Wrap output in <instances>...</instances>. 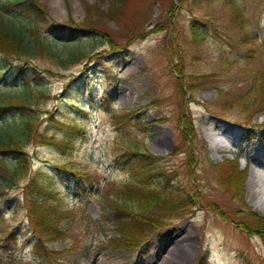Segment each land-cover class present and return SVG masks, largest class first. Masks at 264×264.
<instances>
[{
  "label": "rangeland",
  "instance_id": "obj_1",
  "mask_svg": "<svg viewBox=\"0 0 264 264\" xmlns=\"http://www.w3.org/2000/svg\"><path fill=\"white\" fill-rule=\"evenodd\" d=\"M36 1L40 31L53 35V54L34 56L27 67L0 55V102L22 97L27 104L0 119V138L21 139L30 157L25 173H9L15 176L10 187L0 182V264H264V238L241 226L247 213L264 216L251 202L256 167L246 157L248 147L264 146V96L256 106L232 102L254 80L248 69L262 70L258 47L250 50L245 39L264 43V0ZM1 6L13 21L7 25L28 35L21 26L27 20ZM70 22L90 28L71 38L52 33L53 24ZM17 65L25 67L29 86L12 78ZM125 110L132 115L122 127L111 115ZM182 110L192 119L193 144L181 137ZM29 118L35 130L26 141L22 122ZM210 123L236 127V143L214 146ZM133 145L169 170L174 195L191 202L167 215L138 248L114 249L107 201L135 208L124 197L128 177L118 163ZM7 160L10 169L17 161ZM226 164H236L243 177L234 193ZM38 172L69 211L64 238L40 246L35 237L28 240L24 192Z\"/></svg>",
  "mask_w": 264,
  "mask_h": 264
},
{
  "label": "trees",
  "instance_id": "obj_2",
  "mask_svg": "<svg viewBox=\"0 0 264 264\" xmlns=\"http://www.w3.org/2000/svg\"><path fill=\"white\" fill-rule=\"evenodd\" d=\"M0 4L4 10L15 11L18 15L24 17L27 20V24L21 26L29 32L28 35H25L21 30L8 26L5 20L13 21L9 19L5 12L3 13L0 10V55L2 58L6 60L7 58L16 59L23 62L27 67L31 65L32 57L37 55L50 56L53 54L51 50L53 35H44L38 26V18L42 14V9L36 0H0ZM194 25V22H192L191 32L194 36L193 38L197 35ZM89 28L78 26L73 22L63 25L53 24L52 33L55 35L63 34L66 38H71V36L80 34ZM248 37L252 41L245 39V44L250 50L252 47H258L262 70L252 71L247 68L248 74L251 77L253 76L254 80L248 88L240 89L234 94V101L232 100V102L242 104L246 103L247 100H252L256 106V104L263 101L261 99V101L256 102V99L264 96V43H260L254 36L249 35ZM109 45V47L113 48L116 46L111 41H109ZM9 64L12 63L9 62ZM14 69L12 78H16V76L22 77L23 83L29 86L30 83L26 77L25 67L17 65ZM3 74L4 69H1L0 76H3ZM202 76L204 78L210 77L209 74ZM40 96L45 98L47 95L44 92H40ZM26 106L25 98H2L0 102V119L12 108ZM131 115V111L125 110L121 114H112L111 118L115 124L123 125L122 127H124V125H130L128 122ZM179 122L182 139L185 143L193 144L195 130L192 119L186 111H181ZM59 124L66 127L63 123ZM34 126L35 124L31 118L22 122L24 140L29 141L32 139L35 130ZM73 130L79 131L75 126ZM52 139V137H48L42 143H49ZM133 146L132 151H130V146H128L127 151L118 157V163L124 168L128 177L127 183L124 185V197L128 201L131 200L135 204V208L131 209L124 202L113 199L107 201L111 209L112 224L117 231V234L108 243L109 247L114 249L138 248L154 230L164 226L167 215L182 209L191 202L189 200L191 197L189 196L181 198L174 195V188L170 185L173 180L171 177L173 174L169 170L158 166L156 164L157 159L147 150H144L143 147L137 148L135 145ZM0 154L3 155V157H0V182L5 185H11L14 183L15 176L9 175V173L21 174V171L25 173L28 168L29 155L23 149L22 140L10 134L7 139L0 138ZM187 154L188 157H193L189 151H187ZM11 156H14L17 161L14 163V167L10 169L7 159ZM234 162L237 164V160ZM236 164L233 167L228 164L224 165L227 170V177L229 176L228 185L232 184L233 193L234 190H239L243 179L241 171H236ZM60 168H64V166L61 165ZM70 172L72 175H85L79 171ZM57 196V192L46 183L41 173L38 172L28 178V182L25 185L26 217L33 230V235L37 237L36 243L39 246L43 242H56L64 238L62 222L69 211L60 208L55 199ZM221 216L225 219L227 218L222 213ZM248 221L250 224H247ZM241 226L245 230L252 228L255 234L264 238V216L254 212L247 213L246 221Z\"/></svg>",
  "mask_w": 264,
  "mask_h": 264
},
{
  "label": "bare ground",
  "instance_id": "obj_3",
  "mask_svg": "<svg viewBox=\"0 0 264 264\" xmlns=\"http://www.w3.org/2000/svg\"><path fill=\"white\" fill-rule=\"evenodd\" d=\"M211 129L216 130L218 136L213 139L212 144L224 145L226 142L234 144L236 143V136L239 135V130L231 125H223L217 123H210ZM209 136V135H208ZM250 156V159L254 163L251 177L249 179V185L252 188L251 202L264 212V146L257 147L251 146L247 149L246 157Z\"/></svg>",
  "mask_w": 264,
  "mask_h": 264
}]
</instances>
